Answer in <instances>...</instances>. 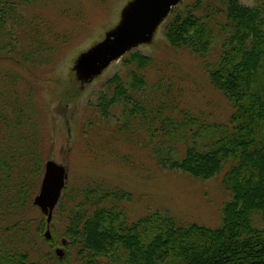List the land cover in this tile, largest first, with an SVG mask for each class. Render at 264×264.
Instances as JSON below:
<instances>
[{
  "label": "rangeland",
  "instance_id": "1",
  "mask_svg": "<svg viewBox=\"0 0 264 264\" xmlns=\"http://www.w3.org/2000/svg\"><path fill=\"white\" fill-rule=\"evenodd\" d=\"M11 1L8 5L16 4ZM136 1L23 0L17 2L20 21L7 24L10 31L4 35L5 51L0 54V109L7 110L6 123L18 125L5 127L0 152L17 159L16 178L21 172L32 174L28 183L33 195L40 192L47 161L67 170L64 199L50 224L33 203L17 215L0 216L2 242L13 241V247L29 251L33 261L49 253L59 257L56 250L61 248L64 264H77L74 250L65 249L64 232L67 212L81 200L84 189L103 185L123 196L120 207L129 221L159 213L181 225H220L222 209L232 199L223 185L230 164L216 177L203 180L162 167L154 154H165V138L172 135L179 154L189 144L205 149L211 135L219 136V130L229 125L233 107L211 83L206 65L217 61L218 51L202 57L188 48L172 47L165 35L169 12L147 40L133 43L120 54L106 52L114 35L128 28L127 14ZM239 1L252 7L256 0ZM45 49L46 53L40 52ZM136 52L152 59L142 71L147 85L140 99L147 116L135 115L128 130L124 124L127 106L116 104L103 116L97 104L111 95L106 83L115 75L131 82V67L124 59ZM163 76L169 84L166 90L178 96V106L174 130L156 137L154 128L159 124L148 131L142 119L151 120L148 111L156 107V95L161 94L157 82ZM18 107L31 117L30 125L19 124L13 114ZM19 220L30 221L28 234L16 236L11 230ZM257 225L264 227L260 220ZM47 229L54 243L47 241Z\"/></svg>",
  "mask_w": 264,
  "mask_h": 264
},
{
  "label": "trees",
  "instance_id": "2",
  "mask_svg": "<svg viewBox=\"0 0 264 264\" xmlns=\"http://www.w3.org/2000/svg\"><path fill=\"white\" fill-rule=\"evenodd\" d=\"M9 1L0 0V54L5 51L4 35L10 31L7 24L20 21L17 2L23 0H16L15 5H8ZM165 35L172 47L188 48L202 57L218 51L217 61L206 65L211 83L233 107L229 125L219 130V136L212 134L205 149L187 144L179 154L172 135L165 138V154H154L162 167L203 180L216 177L230 164L223 185L232 199L222 209V221L216 227L196 222L181 225L159 213L129 221L120 207L123 196L98 185L84 189L81 200L70 206L65 249L74 250L77 264H264V227L257 225L259 220L264 224V0H256L252 7L239 0L178 4L167 20ZM125 63L131 67V82L120 75L109 79L106 84L111 95L103 96L97 105L103 116L116 104L127 106L124 124L129 130L135 115L147 116L140 99L147 85L142 71L152 59L136 52ZM165 79L157 82L161 94L156 95L155 109L148 111L151 120L142 119L148 131L159 124L161 130L154 128L156 137H166L168 130H174L173 114L178 106V96L166 90ZM6 112L0 109V135L5 127L18 125L6 123ZM13 114L19 124L30 125L31 117L24 108L18 107ZM16 162L0 152L1 217L19 214L36 196L28 183L32 174L21 172L19 179L15 177ZM39 170L36 164L37 174ZM24 221L13 224L15 235L30 232V221ZM47 241L55 242L52 238ZM12 244L5 245L0 239V264L66 262L52 253L33 261L29 251Z\"/></svg>",
  "mask_w": 264,
  "mask_h": 264
},
{
  "label": "water",
  "instance_id": "3",
  "mask_svg": "<svg viewBox=\"0 0 264 264\" xmlns=\"http://www.w3.org/2000/svg\"><path fill=\"white\" fill-rule=\"evenodd\" d=\"M181 1L137 0L127 14L128 28L114 35L106 52L114 50L120 54L133 43L139 40H147L154 27ZM66 179L67 170L63 165L53 160L46 162L41 189L34 199V204L47 216L48 224L53 219V213L66 185ZM45 236L48 239L52 237L50 229L46 231ZM62 243L65 245L66 241L63 240ZM56 253L63 257L64 250L57 249Z\"/></svg>",
  "mask_w": 264,
  "mask_h": 264
}]
</instances>
